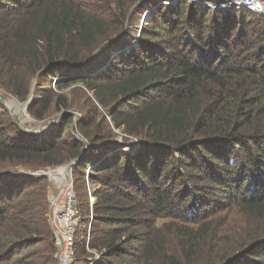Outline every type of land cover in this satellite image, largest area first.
Returning a JSON list of instances; mask_svg holds the SVG:
<instances>
[{"label": "trees", "instance_id": "16d2710c", "mask_svg": "<svg viewBox=\"0 0 264 264\" xmlns=\"http://www.w3.org/2000/svg\"><path fill=\"white\" fill-rule=\"evenodd\" d=\"M196 1L0 0V91L35 90L37 121L69 107L58 91L87 95L74 131L69 113L40 136L0 100V264H59L52 183L32 173L85 142L73 264H264V15Z\"/></svg>", "mask_w": 264, "mask_h": 264}, {"label": "built area", "instance_id": "2783aa9c", "mask_svg": "<svg viewBox=\"0 0 264 264\" xmlns=\"http://www.w3.org/2000/svg\"><path fill=\"white\" fill-rule=\"evenodd\" d=\"M196 1V0H194ZM239 2L227 4H211L200 3L203 6L213 10H239L244 9L246 11L254 12L264 15V0H238ZM64 168H55L51 170H39L32 173L36 176H48L50 181L55 182L58 185L59 194L52 198L51 209L49 218L53 217V227L58 240V254L57 259L59 264H73L74 258V243H75V231L78 226V208L76 201V193L74 190L73 174L70 173L69 178L66 180L67 189L64 191V184H60L59 179L63 177L59 171ZM73 172V171H72ZM56 185V186H57ZM93 202V199H92ZM51 225V221H50ZM52 227V226H51ZM59 255V258H58ZM99 256L95 254L94 259H90V264H94L98 260Z\"/></svg>", "mask_w": 264, "mask_h": 264}, {"label": "rangeland", "instance_id": "374dc122", "mask_svg": "<svg viewBox=\"0 0 264 264\" xmlns=\"http://www.w3.org/2000/svg\"><path fill=\"white\" fill-rule=\"evenodd\" d=\"M194 1V0H191ZM223 2H220V4L223 5H227V4H231L232 2L237 3L239 2L238 0H222ZM198 3V2H196ZM219 4V5H220ZM217 5V4H216ZM144 9L141 11H138L133 17V19L126 25V32L129 33L128 35H132L133 37H135L134 42L138 41L143 28L147 27V30H151V26H147V22L146 19H144V15L149 14L151 12V10L149 9V6L145 3L144 4ZM124 37V35H123ZM125 37H127V35H125ZM105 48L104 49H100L98 51L97 57L99 59H102L105 57L106 52ZM49 83V81H48ZM33 90V89H32ZM1 92V91H0ZM83 90L81 89V86L79 85H72L66 89H64L63 91H58L57 94L59 96H62V99L65 101H68V108H61V110L55 111L48 119L44 120V121H37L35 119H33L32 117H30L27 113V110L25 109H21L20 113H19V106L18 104L16 105H11V103L17 102L19 101L18 99L10 96V95H6L4 93H2V95L4 96V100L5 103L7 104V106L10 109H7V107L5 106L7 112L9 113V115L11 116L12 120L14 121L15 124H17L18 128H22L24 130L25 133L27 134H31V135H42L44 133H46L47 129H49L52 125H54L57 121L55 119V117H57L58 115H62L60 116V118L58 119L59 123L62 120L63 114L64 113H72L75 116V119H78L79 114L82 112V110L84 109V101L87 98V95L85 96L83 93ZM85 92V91H84ZM35 96V90H33V98ZM89 97H91V94H88ZM11 102V103H10ZM20 103H24L25 101H19ZM19 113V114H18ZM75 119H74V124L72 125V130L74 131L76 129L77 124H75ZM116 136H115V143H119L121 149L123 150V152H126L128 150L129 144L128 143H124V134L119 132V131H115ZM67 165V164H66ZM66 165H63L61 167H64ZM61 167H57V168H61ZM26 168L25 167H13V166H9L8 167V172L12 173L14 171H24ZM51 186V190H50V194H51V199L55 196H57L59 194V189L57 188L58 185L55 184L54 180ZM57 185V186H56Z\"/></svg>", "mask_w": 264, "mask_h": 264}, {"label": "water", "instance_id": "95a60500", "mask_svg": "<svg viewBox=\"0 0 264 264\" xmlns=\"http://www.w3.org/2000/svg\"><path fill=\"white\" fill-rule=\"evenodd\" d=\"M97 54H98V52L95 54V56H97ZM35 84H36V81H35ZM0 100L7 107V109H10L7 106V104L5 103L4 96L2 95L1 92H0ZM32 100H33V90L31 92V94L29 95L28 99L24 103H20L19 101L16 102L18 104V106H19V113H20V110L21 109H25L26 110L27 107H28V105L31 103ZM69 113H64L63 116L66 115V114H69ZM60 116H62V115H58L57 117H55V119H56L57 122H58V119L60 118ZM77 121H78V119L76 118L75 119V124H77ZM57 122H56V125L53 128H51L50 130L54 129L56 126L59 125V123H57ZM21 130L24 131L22 128H21ZM49 131H47L46 133H48ZM85 144H86V147H85V150H84L83 155H85L90 150V148H91V146H90V144L88 142H85ZM115 145L116 146H120L119 143H115ZM82 156L79 157L78 159L70 162L69 164H67L66 166H64V168H67L70 171V173H72L73 167L78 164V162L81 160ZM50 221H51L52 229L55 231V228L53 227V217H52V215H51V220ZM58 258H59V255H58Z\"/></svg>", "mask_w": 264, "mask_h": 264}, {"label": "bare ground", "instance_id": "6f19581e", "mask_svg": "<svg viewBox=\"0 0 264 264\" xmlns=\"http://www.w3.org/2000/svg\"><path fill=\"white\" fill-rule=\"evenodd\" d=\"M11 103V102H10ZM17 103L13 101V103H11V105H16ZM56 125V123L54 125H52L49 129H47V131H49L51 128H53ZM46 131V132H47ZM60 173H62L63 177L61 179H59L60 184H64V191L67 189V182L66 180L69 178L70 175V171L67 168H62L60 171Z\"/></svg>", "mask_w": 264, "mask_h": 264}]
</instances>
